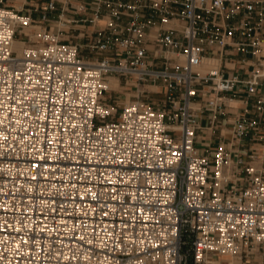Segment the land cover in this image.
I'll return each mask as SVG.
<instances>
[{
  "label": "built area",
  "instance_id": "built-area-1",
  "mask_svg": "<svg viewBox=\"0 0 264 264\" xmlns=\"http://www.w3.org/2000/svg\"><path fill=\"white\" fill-rule=\"evenodd\" d=\"M26 5L0 0V264H264V0Z\"/></svg>",
  "mask_w": 264,
  "mask_h": 264
},
{
  "label": "rangeland",
  "instance_id": "rangeland-1",
  "mask_svg": "<svg viewBox=\"0 0 264 264\" xmlns=\"http://www.w3.org/2000/svg\"><path fill=\"white\" fill-rule=\"evenodd\" d=\"M8 4L11 6H14L16 8H20L23 5H25V0H7ZM48 0H27L25 10L29 9L32 4L38 3L40 6L45 5ZM63 1V0H60ZM18 41H23L21 37H18ZM27 44V46L32 45V42L30 40H24ZM143 87H141L142 89ZM145 89H148L150 91H157L158 89L151 87V85H146ZM137 96V89L132 84H127L126 82H122L120 84V89L115 90L112 93H110L107 96V100L111 102L112 104L116 105H123L126 99H130V101H142L146 103L153 104L157 107L163 106V95H155V94H146L144 96H140L139 98Z\"/></svg>",
  "mask_w": 264,
  "mask_h": 264
},
{
  "label": "bare ground",
  "instance_id": "bare-ground-1",
  "mask_svg": "<svg viewBox=\"0 0 264 264\" xmlns=\"http://www.w3.org/2000/svg\"><path fill=\"white\" fill-rule=\"evenodd\" d=\"M31 29H34V27L28 28L26 29V32L29 33ZM37 38H34V40H36ZM27 44L23 43V42H19V41H15L14 43V50L17 51L19 53V55H21V53L23 52V50L26 48ZM109 87L112 90H119L120 89V83L117 79L112 78L110 80L109 83ZM132 101H130V99H126V101L124 102V104H128Z\"/></svg>",
  "mask_w": 264,
  "mask_h": 264
},
{
  "label": "crops",
  "instance_id": "crops-1",
  "mask_svg": "<svg viewBox=\"0 0 264 264\" xmlns=\"http://www.w3.org/2000/svg\"><path fill=\"white\" fill-rule=\"evenodd\" d=\"M25 1L27 2V0H25ZM26 2H24V3H26ZM19 42H22V41H19ZM208 138H209V140L207 143H210L212 146L216 145L217 134H215L214 136H209L208 132L204 131L203 133L199 134V139H198L199 146L203 145V139H208Z\"/></svg>",
  "mask_w": 264,
  "mask_h": 264
}]
</instances>
